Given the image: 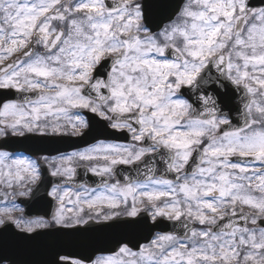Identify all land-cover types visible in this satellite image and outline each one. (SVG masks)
<instances>
[{
  "label": "snow or ice",
  "instance_id": "1",
  "mask_svg": "<svg viewBox=\"0 0 264 264\" xmlns=\"http://www.w3.org/2000/svg\"><path fill=\"white\" fill-rule=\"evenodd\" d=\"M0 264H264V0H0Z\"/></svg>",
  "mask_w": 264,
  "mask_h": 264
},
{
  "label": "water",
  "instance_id": "2",
  "mask_svg": "<svg viewBox=\"0 0 264 264\" xmlns=\"http://www.w3.org/2000/svg\"><path fill=\"white\" fill-rule=\"evenodd\" d=\"M42 209V208H41ZM32 212H33V214L34 213H40V212H42V210H34L33 211V209H32ZM143 235H147V232L146 231H141V232H139L138 234H137V238H139L140 236H143ZM141 242H143V241H141Z\"/></svg>",
  "mask_w": 264,
  "mask_h": 264
},
{
  "label": "flooded vegetation",
  "instance_id": "3",
  "mask_svg": "<svg viewBox=\"0 0 264 264\" xmlns=\"http://www.w3.org/2000/svg\"><path fill=\"white\" fill-rule=\"evenodd\" d=\"M21 207L24 208V212L26 214V208H25V206L24 205H21Z\"/></svg>",
  "mask_w": 264,
  "mask_h": 264
}]
</instances>
